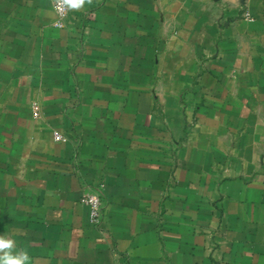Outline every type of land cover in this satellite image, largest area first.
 Wrapping results in <instances>:
<instances>
[{
  "label": "crops",
  "instance_id": "crops-1",
  "mask_svg": "<svg viewBox=\"0 0 264 264\" xmlns=\"http://www.w3.org/2000/svg\"><path fill=\"white\" fill-rule=\"evenodd\" d=\"M57 20L0 0V235L31 264H264V0Z\"/></svg>",
  "mask_w": 264,
  "mask_h": 264
},
{
  "label": "clouds",
  "instance_id": "clouds-1",
  "mask_svg": "<svg viewBox=\"0 0 264 264\" xmlns=\"http://www.w3.org/2000/svg\"><path fill=\"white\" fill-rule=\"evenodd\" d=\"M56 10L64 14L67 10H79L85 4L91 5L93 0H54ZM0 264H31V258L25 249L15 250V242L0 235Z\"/></svg>",
  "mask_w": 264,
  "mask_h": 264
},
{
  "label": "built area",
  "instance_id": "built-area-1",
  "mask_svg": "<svg viewBox=\"0 0 264 264\" xmlns=\"http://www.w3.org/2000/svg\"><path fill=\"white\" fill-rule=\"evenodd\" d=\"M54 9L57 13V26L60 28H63L66 26V19L70 13L71 10H67L63 15L58 13L56 10V5L54 2ZM57 138L62 139L61 136H57ZM82 201L89 207L90 209V221L93 224H98L102 218L103 215V196L100 192L99 189L93 191V192H89L86 193L83 198Z\"/></svg>",
  "mask_w": 264,
  "mask_h": 264
}]
</instances>
